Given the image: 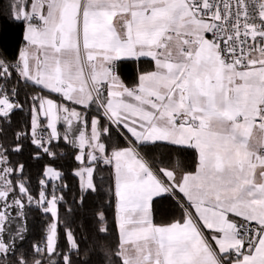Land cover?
Wrapping results in <instances>:
<instances>
[{"label":"snow or ice","instance_id":"1","mask_svg":"<svg viewBox=\"0 0 264 264\" xmlns=\"http://www.w3.org/2000/svg\"><path fill=\"white\" fill-rule=\"evenodd\" d=\"M4 20L0 264H264V0H7Z\"/></svg>","mask_w":264,"mask_h":264},{"label":"trees","instance_id":"2","mask_svg":"<svg viewBox=\"0 0 264 264\" xmlns=\"http://www.w3.org/2000/svg\"><path fill=\"white\" fill-rule=\"evenodd\" d=\"M7 5V0H0V8H4ZM21 36H22V28L16 24L8 22L4 20L0 22V46H2L8 56H14L17 52L18 46L21 43ZM136 74V65L134 63H128L125 67L124 78L126 80H131L135 77ZM24 116L19 115L16 117V122L23 121ZM12 139V133H8L7 141L0 142H7L10 143ZM31 147H26L22 154L14 156V160H19L26 165V169L30 176L32 177L33 186L36 185V180L40 176L43 165L48 161V157H44L42 160H35L31 158L32 153ZM67 151V150H64ZM182 159L188 158V153H186ZM61 165L64 166L65 170H69L73 167L72 159L65 155L63 159L59 161ZM107 177V173L104 174ZM73 185V192L72 195H75L76 187L75 182H71ZM98 200L96 198L90 197L86 203V205L81 208L76 216V226L80 228V231L83 233L85 237V242L88 243L89 247L91 246L88 237L91 235L94 238V232L92 229L94 228V221L92 218V213L95 209ZM170 205L167 201L162 202L159 210L157 212L158 219H165L169 215ZM109 218H111V210H109ZM30 222L33 225V236L39 235V224H40V217L39 216H32L30 217ZM111 241H106L105 243H110ZM31 243V241H29Z\"/></svg>","mask_w":264,"mask_h":264},{"label":"crops","instance_id":"3","mask_svg":"<svg viewBox=\"0 0 264 264\" xmlns=\"http://www.w3.org/2000/svg\"><path fill=\"white\" fill-rule=\"evenodd\" d=\"M187 160H188V161L191 160V153H190V152L188 153V158H187Z\"/></svg>","mask_w":264,"mask_h":264}]
</instances>
